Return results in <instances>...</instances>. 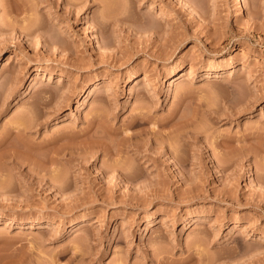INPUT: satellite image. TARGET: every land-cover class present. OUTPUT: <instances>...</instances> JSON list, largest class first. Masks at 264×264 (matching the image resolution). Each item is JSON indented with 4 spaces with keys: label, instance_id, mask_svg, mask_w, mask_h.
<instances>
[{
    "label": "rangeland",
    "instance_id": "374dc122",
    "mask_svg": "<svg viewBox=\"0 0 264 264\" xmlns=\"http://www.w3.org/2000/svg\"><path fill=\"white\" fill-rule=\"evenodd\" d=\"M0 264H264V0H0Z\"/></svg>",
    "mask_w": 264,
    "mask_h": 264
},
{
    "label": "bare ground",
    "instance_id": "6f19581e",
    "mask_svg": "<svg viewBox=\"0 0 264 264\" xmlns=\"http://www.w3.org/2000/svg\"><path fill=\"white\" fill-rule=\"evenodd\" d=\"M145 114H142V116L140 115V116H137V117H135L134 118V120L131 122V127H139V126H141L142 124H143V122H144V118H145V116H144ZM103 117L102 115H100V113H98L97 114V118H99V117ZM20 121V120H19ZM146 121V120H145ZM18 122V121H17ZM21 122H23V120L21 121ZM24 124V122L23 123H21V125H23ZM20 126V125H19ZM99 126V125H98ZM100 127H102L101 128V134H105L106 135V133H105V131L106 130H108V129H104V127H103V125L101 124L100 125ZM17 129H21L20 127H17ZM136 131L135 132H132L131 134H128V135H124L123 136V140H124V144H125V142H128V141H132V139H133V137H136L137 135H138V133H139V131L141 132L142 130H144V128H136L135 129ZM107 132V131H106ZM108 133H110V132H108ZM107 133V134H108ZM136 135V136H135ZM102 137V136H101ZM133 144V143H132ZM136 144V143H135ZM99 146H104V145H102V143L101 144H99ZM102 149V148H101ZM124 170V169H123ZM124 173H125V175H127V176H134V174H135V171H133V169H132V167L130 168V167H127V168H125V171H124Z\"/></svg>",
    "mask_w": 264,
    "mask_h": 264
}]
</instances>
